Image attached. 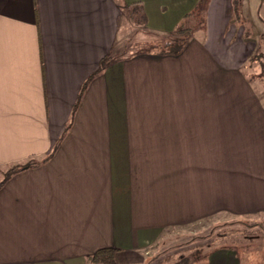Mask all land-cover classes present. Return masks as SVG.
Returning <instances> with one entry per match:
<instances>
[{
	"label": "crops",
	"instance_id": "obj_1",
	"mask_svg": "<svg viewBox=\"0 0 264 264\" xmlns=\"http://www.w3.org/2000/svg\"><path fill=\"white\" fill-rule=\"evenodd\" d=\"M231 1L161 54L127 50V8L167 33L199 0H0V264L102 248L145 264L169 228L264 218V101L245 77L264 28L237 33Z\"/></svg>",
	"mask_w": 264,
	"mask_h": 264
},
{
	"label": "rangeland",
	"instance_id": "obj_2",
	"mask_svg": "<svg viewBox=\"0 0 264 264\" xmlns=\"http://www.w3.org/2000/svg\"><path fill=\"white\" fill-rule=\"evenodd\" d=\"M204 2L205 5L197 7L190 14L187 22L167 33L149 31L144 24L133 22L127 14L129 24L124 32L125 46L129 47L127 50L133 53H160L166 51L168 45L172 47L180 43L177 40L179 37H197L198 32L192 30L204 25L207 0L201 1ZM231 3L234 22L244 26H238L237 33L241 31L244 36L248 34L254 40H259L264 28V0H232ZM191 22L193 26L189 24ZM247 63L245 77L264 101V49H255ZM217 163L220 166L219 160ZM147 255L149 259L145 264H199L208 260L218 261L223 257H227L226 260L230 257L234 259V256L239 261L237 264H264V218L253 214L235 216L220 213L197 224L169 228L162 240L147 251ZM114 264H118L116 259Z\"/></svg>",
	"mask_w": 264,
	"mask_h": 264
},
{
	"label": "trees",
	"instance_id": "obj_3",
	"mask_svg": "<svg viewBox=\"0 0 264 264\" xmlns=\"http://www.w3.org/2000/svg\"><path fill=\"white\" fill-rule=\"evenodd\" d=\"M201 1H204V0H199L198 4L191 11V14H193V12L197 9V7H199L201 5H205V2L203 4V3H201ZM127 9H128V16L132 19L133 22H135V23H139L140 22L141 24H144L146 22V16H145V14H144V12L142 10V5L140 3H133ZM203 10L204 9H202V11ZM183 22H184V20L181 21L177 25L176 28L181 27L183 25L182 24ZM202 24H204V21L202 22ZM177 40L178 41L180 40V43H178V44H176L175 46H172V47H170L168 45L167 50L164 51V52H160V53L161 54H178L179 52H181V50L183 49L186 41L188 40V37L185 36V37H183V39H180V37H179ZM107 62H108V57L107 56L103 57V59L100 62V65H99V69H102ZM27 166H29V164L15 165V166L10 168L9 173L7 175H10L16 169L25 168ZM116 252H117V250L113 249V248H102V249H99L89 258L88 262H90L91 264H114L115 263V254H116Z\"/></svg>",
	"mask_w": 264,
	"mask_h": 264
}]
</instances>
